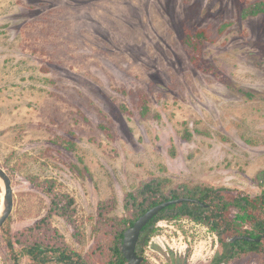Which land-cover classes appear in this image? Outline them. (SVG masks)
<instances>
[{
	"label": "rangeland",
	"instance_id": "374dc122",
	"mask_svg": "<svg viewBox=\"0 0 264 264\" xmlns=\"http://www.w3.org/2000/svg\"><path fill=\"white\" fill-rule=\"evenodd\" d=\"M260 1L0 0V166L14 190L0 264H13L7 233L102 264L99 206L129 215L126 194L155 177L166 190L262 193L264 14L243 15ZM200 29L209 38L188 44ZM46 188L74 199L60 200L68 215ZM4 195L0 179V207ZM137 249L147 264H214L225 252L188 217L160 219ZM224 263L264 264V245Z\"/></svg>",
	"mask_w": 264,
	"mask_h": 264
},
{
	"label": "trees",
	"instance_id": "16d2710c",
	"mask_svg": "<svg viewBox=\"0 0 264 264\" xmlns=\"http://www.w3.org/2000/svg\"><path fill=\"white\" fill-rule=\"evenodd\" d=\"M258 14H264V1L251 5L243 12L244 16ZM206 38H209L206 31L200 29L195 36L188 37V44L197 47L199 39ZM143 108L144 110L148 109L146 102H143ZM165 181V179L155 177L144 181L135 191L128 192L124 199V205L130 212L129 215L107 216L105 213L107 205L102 203L99 206L97 229L102 234L103 242L98 243L95 251L100 252L103 244H106L105 252L108 250V257L102 264H129L122 252L125 231L153 206L182 197L193 198L198 202L185 201L165 208L144 227L137 247L149 241L151 234L155 231L156 223L160 219L188 217L209 226L219 235L225 252L220 258H217L214 264H222L243 252H257L262 249L264 245V189L261 194L252 197L243 192H233L225 187L203 185L182 184L166 190ZM46 189L49 190V195L52 197V209L62 216L68 215L66 207L60 204V200L62 197H68L69 203L73 204L74 199L68 195H52L51 190ZM233 210H235V215H232ZM45 220L29 227L27 231L34 232ZM9 222L10 219L6 225ZM6 236L7 253L13 264H21L23 258L28 259L27 264H97L88 261L81 253L66 245L46 244L38 241L21 242L19 238L14 239L11 233H7ZM234 236L241 238L234 242L229 241ZM246 236L252 239L247 240ZM18 243L20 246H17ZM138 254L141 255V251H138ZM141 264H147L146 260Z\"/></svg>",
	"mask_w": 264,
	"mask_h": 264
},
{
	"label": "water",
	"instance_id": "95a60500",
	"mask_svg": "<svg viewBox=\"0 0 264 264\" xmlns=\"http://www.w3.org/2000/svg\"><path fill=\"white\" fill-rule=\"evenodd\" d=\"M0 179L3 181L5 186V195L0 207V228L6 223L11 216L14 208V190L12 186V179L9 173L0 166ZM198 202L193 198L182 197L177 199H171L157 204L142 214L135 223L129 227L124 233V239L122 244V252L129 262V264H141L145 257L138 254L137 246L139 239L144 227L152 221L161 211L169 207L172 204H180L182 202ZM240 236H234L229 241L234 242L240 239ZM247 240L252 238L246 236Z\"/></svg>",
	"mask_w": 264,
	"mask_h": 264
},
{
	"label": "flooded vegetation",
	"instance_id": "af4514ba",
	"mask_svg": "<svg viewBox=\"0 0 264 264\" xmlns=\"http://www.w3.org/2000/svg\"><path fill=\"white\" fill-rule=\"evenodd\" d=\"M222 264H225L224 262Z\"/></svg>",
	"mask_w": 264,
	"mask_h": 264
}]
</instances>
